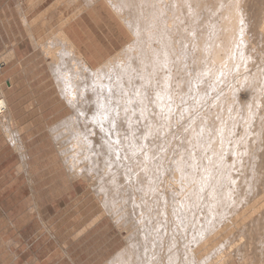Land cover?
Returning a JSON list of instances; mask_svg holds the SVG:
<instances>
[{"label":"bare ground","instance_id":"6f19581e","mask_svg":"<svg viewBox=\"0 0 264 264\" xmlns=\"http://www.w3.org/2000/svg\"><path fill=\"white\" fill-rule=\"evenodd\" d=\"M120 1L114 8L122 22L123 8L133 9L141 38L129 58L119 54L90 70L72 42L54 34L95 89L93 96L80 89L91 102L73 105L80 120L66 116L52 131L68 167L109 168L94 180L108 212L129 231L127 246L106 264H216L225 250L240 263L263 264L264 0ZM62 63L55 65L59 86L73 102L79 92L68 89ZM124 77L128 88L120 89ZM175 113L186 125L166 138ZM168 140L173 156L166 161Z\"/></svg>","mask_w":264,"mask_h":264},{"label":"rangeland","instance_id":"374dc122","mask_svg":"<svg viewBox=\"0 0 264 264\" xmlns=\"http://www.w3.org/2000/svg\"><path fill=\"white\" fill-rule=\"evenodd\" d=\"M107 1L94 0L91 6L100 4L105 7V11L109 10L110 14L115 15L117 37L122 36V46L118 47L114 55L116 57L119 54L122 57L128 55L125 58L123 57L127 59L130 57L128 52L136 50L139 45L138 42L141 40L138 28L134 24V11L127 7L123 8L125 13H121L124 14L125 25L122 22V16L115 9L117 8L114 5L115 0L108 1L109 4L111 3V7ZM116 1L122 5L120 0ZM88 3L87 0H53L52 15L53 17L58 16L59 13L55 12L56 10L67 8L68 18L70 19L83 9L91 7L87 6ZM11 16V14L7 16L0 13V62L2 63L0 66L5 64L1 71L3 76L0 77V88L9 103L7 116L5 114L4 118H0V264H106L108 258L116 251L119 252L122 247H126L129 240L128 228L108 212L105 205V196L98 189L99 183L96 180L100 181V178L105 176L106 173H110L109 168L105 169V165L99 171L75 166H69V168L67 165L68 156L65 155V151L62 149V142L57 139L59 134L56 135L52 131V126L60 120L68 117L71 121L81 119L79 114H74L75 108L73 105L91 103L88 102L89 100L80 97L82 93L80 91H85L84 88H86L87 92L85 91V93H90L88 96H93L89 91L93 87L95 89V86L87 83L92 77L87 78L85 71L81 72L78 70L80 68H74V63L77 62L74 59V53L71 52L72 49L68 50V53L63 56L59 54V48H55L57 50H53L54 52L51 50L50 53L47 48V52H45V43L55 38L61 33V30L58 26L45 28L48 22L43 21L44 13L37 14L35 17L27 12L14 14L13 19ZM18 16L19 20H16V22L22 25L20 29L15 28L14 19ZM31 34L35 36L36 42L31 38ZM19 40L23 42L21 46L26 48L23 60L17 58L13 50ZM124 45L126 46L123 51L121 48ZM49 48L52 49L53 47ZM119 50L120 52H118ZM30 52L32 53L30 54ZM48 57H53L50 65ZM114 57L113 60H118L119 56L117 59ZM59 59L66 61V65L65 63L64 65L68 69V81L70 80L69 82L72 84V86L69 85L68 89L75 87L79 92L76 93L78 96L76 95L75 100L72 99L73 102L67 97L69 93L62 92L61 95L60 86L58 87V85L62 83L57 79L56 73L54 79V73L52 74L51 71V69L54 70L56 63H59ZM113 60L111 58L108 61L109 64ZM108 62L106 63L108 64ZM119 64L117 61L114 71L120 69L117 67ZM138 78L133 77L132 79L138 80ZM231 79H235V77ZM123 80V84L119 86L120 89L128 88L127 82H125L127 79L124 77ZM230 80L223 82L225 84L222 83L220 85L221 90H219L223 91L224 85L228 88L227 84L231 81H234L235 84L236 79ZM231 84L233 85V82ZM238 87L241 89L238 90L241 100L246 101V97L243 95L245 88L240 85ZM212 94L215 95L216 93ZM211 95H209V98L214 96ZM209 98L207 101L212 100V98ZM207 101L205 102L207 103ZM108 103H111V101ZM70 107H73V109ZM201 107H203V104L200 105V108L198 106L194 110L192 109V112L200 111ZM174 122L175 124L164 134L166 138L173 135L177 136L178 132L186 125L187 120L186 117H180L175 113ZM72 126H75V124ZM65 131L66 129L62 133ZM173 145L172 141L168 145L165 154L166 161H169L172 155ZM59 146H61V150ZM34 165L49 166L51 172L35 174L31 171ZM77 168H80V171ZM104 170L105 172H103ZM82 173H86L90 178L85 177L86 174L83 176ZM77 174L79 175L77 176ZM45 176L48 177L42 179ZM73 186L77 187L75 191H72ZM46 193H51V195L44 198L43 195ZM47 202H52V204L47 205ZM99 222H101L100 225L90 231L92 237L88 235L81 238V235L90 226ZM222 238L224 236L220 237V239ZM204 251L200 252L198 257L208 252V250ZM227 252L225 250L220 255L222 256L225 253L221 257L223 262L218 261L221 258H217L215 263L255 264V262H250L249 259L240 263L236 255L231 256L232 258L229 256L233 255L235 251L226 254ZM226 255L228 258L224 259Z\"/></svg>","mask_w":264,"mask_h":264},{"label":"crops","instance_id":"0c3cea01","mask_svg":"<svg viewBox=\"0 0 264 264\" xmlns=\"http://www.w3.org/2000/svg\"><path fill=\"white\" fill-rule=\"evenodd\" d=\"M52 1L53 0H0V13L7 15V16H9L11 14L12 19L14 18V14H19L21 12H27L31 15L33 14L34 17L37 14L44 13L43 21L48 22V25H46L45 28H52V26H54V27L58 26L59 30H61V32L63 31L65 33V35H62L63 33H61V34L59 33V35L63 36L62 39L65 36L66 38H68L72 42L71 44H73V46L77 49V51L80 53V55L83 56V57L82 56L81 57H82L83 61L85 60L84 63L86 64V66L88 68L91 67L90 70H98L97 67L99 66V68H100L107 61H109L111 59L110 57L113 56L115 54V52L118 50V47L122 46V43H121L122 36L120 35L119 38L117 37L115 15L113 13L110 14L109 10L105 11V7L101 6L100 4H96L94 6H91L92 4L90 5V3H89V5L91 7H87L86 9H83L82 11H80L75 16H73L72 18L69 19L68 18L69 12H68L67 8H60V9L56 10L55 12H58L59 15L53 17V15H52L53 14L52 13ZM107 3H109V2H107ZM111 9L113 10V8H111ZM113 11L115 12V10H113ZM120 19L122 20V18H120ZM14 20H15V28H17V29L22 28V25L16 22V20H19V16H18V18L14 19ZM32 37L31 38L35 41L36 38L33 34H32ZM57 37H59V36L57 35ZM57 37L49 40V41H51L50 43H49V41L46 42L44 46L47 48V47H49V45H51L50 47L55 46V48H59V46L61 44V47H62V45H63L62 41L63 40L61 38H57ZM55 40L57 41V43L58 42L59 43L57 44L55 42ZM22 43L23 42L21 40H19L13 49L14 53L17 55V58H19L20 60L24 59V55L26 53V48L21 46ZM126 45H124L122 47V49ZM59 49H60V50H58L59 54L61 56H63L64 55V47L59 48ZM46 50L47 49H45V52H46ZM31 53L32 52H30V54ZM28 54H29V52H28ZM48 59H49V65H50V57H48ZM105 60H107V61L105 63H103ZM61 65L64 66L63 63ZM65 65H66V61H65ZM2 67L4 68L5 64L3 66H0V77L3 76V73L1 72L3 69ZM50 69H51V67H50ZM51 71H52V74L54 73L53 76L55 79V73L57 74V72L55 71V68H54V70L51 69ZM60 72L62 73V71H60ZM56 77H57V79H60V82L62 83L61 74H57ZM56 82H57V80H56ZM60 86L63 87V84H60ZM58 87H59V85H58ZM62 87L59 88V91L64 92ZM50 170L51 169L49 166H35L34 165V166H32L31 171H33L35 174H39L41 172H44V173L51 172ZM47 177L45 176L42 179H46ZM44 188H46V187H44ZM76 188H77L76 186H73L72 191H75ZM50 195H51V193H46L43 195V197L46 198ZM50 204H52V202H47V205H50ZM100 223L101 222H99L93 226H90V228L87 229L81 235V238H84L88 235L90 237H92L90 235V231H92L97 226H99ZM85 242H87V241L85 240ZM116 252L113 255H111L110 257L112 258L116 254ZM109 258H108V260H110Z\"/></svg>","mask_w":264,"mask_h":264},{"label":"built area","instance_id":"2783aa9c","mask_svg":"<svg viewBox=\"0 0 264 264\" xmlns=\"http://www.w3.org/2000/svg\"><path fill=\"white\" fill-rule=\"evenodd\" d=\"M2 63L0 62V65ZM9 111V103L3 90L0 88V118H2Z\"/></svg>","mask_w":264,"mask_h":264}]
</instances>
